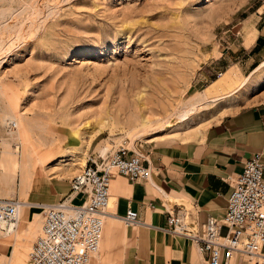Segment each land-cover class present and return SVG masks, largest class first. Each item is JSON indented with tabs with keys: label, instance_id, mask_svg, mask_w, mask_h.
<instances>
[{
	"label": "rangeland",
	"instance_id": "374dc122",
	"mask_svg": "<svg viewBox=\"0 0 264 264\" xmlns=\"http://www.w3.org/2000/svg\"><path fill=\"white\" fill-rule=\"evenodd\" d=\"M19 1L0 0V10L16 9L15 15L24 12L25 3L37 2ZM38 4L44 8L36 20L38 30L30 27L31 34L21 42L14 40L11 49L0 54V115L17 117L13 131L0 122V139L15 138L23 128L24 142L18 137L7 146L11 152L18 147L20 154L24 146L30 149L32 174L57 162L59 170L76 165L77 175L86 157L79 151L92 137L98 154L118 145L138 150L148 142L197 139L225 114L264 99L263 68L232 97L195 103L202 93L211 98L239 88L264 62L251 67L240 50L242 38H247L245 47L251 43L253 14L261 11L264 0H39ZM8 20L10 24L16 18ZM0 39L8 42L5 34ZM201 77L204 82L198 81ZM218 79L221 82L209 86ZM139 92H144L153 111L143 136L126 125L125 115L119 119L116 115L119 108L137 101ZM192 103L197 108L193 117L178 123L173 108ZM158 118H168L170 127L159 129L163 122L155 123ZM64 133L72 134L78 146L68 150L67 158L59 157L67 152L60 149L59 136ZM1 144L2 139L0 159L6 151ZM82 199L79 195L75 202ZM40 224L41 216L37 230L20 249L24 260L15 255L9 264H31L26 252ZM123 228L119 220L104 219L100 249L89 264H117V240ZM19 243L18 234L14 243H0L3 264L13 244L23 246Z\"/></svg>",
	"mask_w": 264,
	"mask_h": 264
},
{
	"label": "crops",
	"instance_id": "0c3cea01",
	"mask_svg": "<svg viewBox=\"0 0 264 264\" xmlns=\"http://www.w3.org/2000/svg\"><path fill=\"white\" fill-rule=\"evenodd\" d=\"M260 9L253 14L255 23L248 47H245L247 38L241 37L240 50L250 59L251 67L264 60V5ZM204 80V77L198 79ZM218 80L208 85L212 87L221 82ZM59 138L60 149L67 151L59 157L67 158L68 150L78 147L77 142L72 134L64 133ZM92 139L79 151L80 155L86 154L83 165L88 157L96 158L99 153L94 151L97 143L93 145ZM131 151L142 155L150 176L147 180L130 181L115 174L109 182L111 207L105 212V221H121V216L131 208L142 222L137 226H125L120 231L117 264H207L198 242L169 232L167 219L170 215L181 216L187 227L198 233L209 216H223L232 190L226 177L242 172L246 160L258 153L264 165V99L225 114L197 139L148 142ZM56 165L57 162L43 172H33L29 189L25 191L19 188V179H16L12 199L21 200L23 205L14 230L7 235L0 232V243H14L18 234L19 244L23 246H11L6 264L11 260L15 262V251H21L25 247L23 243L37 230V221L40 216L42 218L39 204L53 203L69 193V181L79 167L74 165L59 170L55 169ZM79 195L73 196V204H79L75 202ZM10 234H13L11 238ZM0 264H3L1 258ZM228 264H246V261L235 256Z\"/></svg>",
	"mask_w": 264,
	"mask_h": 264
},
{
	"label": "built area",
	"instance_id": "2783aa9c",
	"mask_svg": "<svg viewBox=\"0 0 264 264\" xmlns=\"http://www.w3.org/2000/svg\"><path fill=\"white\" fill-rule=\"evenodd\" d=\"M14 127V121L6 124L7 129ZM260 155L247 159L242 172L226 177L232 190L223 216H209L198 233L188 228L181 216L167 219L169 232L198 242L207 264H228L235 256L246 264H264V165ZM142 160L141 154L122 145L96 158L88 157L70 179L67 195L53 203L39 204L41 225L27 250L28 261L87 264L100 249L111 178L117 174L130 181L147 180L150 169ZM75 194L83 196L79 204L72 203ZM20 204L17 199L0 198V232L13 231ZM121 222L125 226L142 224L131 208L121 216Z\"/></svg>",
	"mask_w": 264,
	"mask_h": 264
},
{
	"label": "bare ground",
	"instance_id": "6f19581e",
	"mask_svg": "<svg viewBox=\"0 0 264 264\" xmlns=\"http://www.w3.org/2000/svg\"><path fill=\"white\" fill-rule=\"evenodd\" d=\"M30 2H31V0H30ZM38 2H39V0H37V2L35 1V3L33 2V4L32 3L26 4L24 2L25 6H23L24 8H22V9H24V12L21 9L23 13L19 12V10H18L19 13H16L15 15H14V13H15L16 9H14V13H13V10H11L12 8L11 9L8 8L6 10H4V9L0 10V35L5 34L8 38V42H4L3 40L0 39V54H2V53L4 54V52L6 50H7L6 52H8V50L11 49L10 47L12 45V42H14V40H15V42H19V41L21 42V40H24L25 36L28 35V33L31 34L30 33V27L33 28L32 31H34V29L38 30L39 27L38 28L36 27V24H37L36 20L38 19V17L40 15H42L41 13H43V12L41 10L44 9V8L41 9V6L38 4ZM24 14L28 15V16L25 17V16H23ZM14 17L16 18V21L14 20L15 22L8 24V21H9L8 19H10V18L13 19ZM263 68H264V62L252 71L250 77L245 78L242 81L239 88H236L233 91H230L229 93H227L225 95L218 96V97H215L212 99H209L204 93H202V94H200V96H197L195 103L196 102L197 103H203V102L215 103L217 101H221V99L225 100L226 98L232 97L235 94V92L239 91L242 87H244L248 83V81L250 80V78L252 76L256 75ZM137 96H138L137 101L131 102L130 105L128 104L127 108H122V107L119 108L117 112L120 113V115H118V113H116V115H117L118 119L120 118L121 115H125L124 117H127V123H128V124H126V123L125 124L128 125V127L131 130H137L138 134L143 136L146 133H148L147 129L150 127V125L152 123L151 120H153V119L149 120V118H148L149 112L152 111V109L150 107V105H152V103L149 101V99L146 98L144 92H139ZM135 99H136V97H135ZM172 107L170 109H172ZM165 109H167V108H165ZM173 109H174L173 116H176L178 123H184V122L188 121L191 117H193L194 113L197 110L196 104H193V103L188 104V105L182 104V105H180L179 108H176V109L173 108ZM169 117L171 118V115ZM16 119H17V117H14V116L0 115V122H2V123L7 124V122L9 120L16 121ZM167 119H159L158 118V119H156V121L155 120L154 121H155V123L163 122L162 126L159 127V129H162L163 127H165V125L168 127L171 124V122L168 121ZM122 124H124V123H122ZM16 127H17V125L15 123L14 129H7V128L6 129L8 131H13L16 129ZM22 129L19 132L17 131L18 132L17 137H15V138L12 136L9 137L8 139L7 138L6 139L1 138L2 143H3V145L2 144L1 145L6 147L5 148L6 151L3 153V155L0 159V198H3V199H9L11 197V194L15 189V183H16L17 178L19 179V188L22 191L23 190L25 191V189L28 188L29 184H30L29 181L31 180L32 170H33L31 168L32 167V160H31L30 149L29 148L27 149V148H25L24 145H22V146H24V149H22L23 151L20 154V153H18L17 145H16L17 150L15 152H11L9 150L10 147L8 148V146H7L10 143H12L13 141L16 142L18 137L20 139H22V142H24V137L26 139L27 136H25V132H23ZM138 137H141V136H138ZM1 139H0V141H1ZM20 139H18V141ZM18 144L21 145L20 143H18ZM18 154H20L19 157H18ZM109 200H110V197L108 198V204H107L106 208L104 209V211L109 207ZM21 205H23V204H20L19 215H20V209L22 208ZM104 219H106V214H104ZM10 228H11V226H10ZM10 228H9V230H10ZM3 234L7 235L8 232H3ZM15 255L18 258H21L22 260H24V255H23L22 251H15L14 260H15ZM88 263H89V261H88Z\"/></svg>",
	"mask_w": 264,
	"mask_h": 264
}]
</instances>
